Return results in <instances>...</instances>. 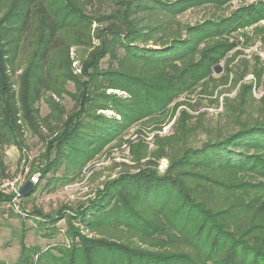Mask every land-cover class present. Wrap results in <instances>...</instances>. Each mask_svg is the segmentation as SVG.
<instances>
[{
	"label": "trees",
	"instance_id": "obj_1",
	"mask_svg": "<svg viewBox=\"0 0 264 264\" xmlns=\"http://www.w3.org/2000/svg\"><path fill=\"white\" fill-rule=\"evenodd\" d=\"M111 1L110 11L90 13L80 0H0V145L21 146L26 130L47 139V126L53 135L41 175L65 163L57 183L73 180L130 127L173 118L179 106L172 102L215 81V65L237 46L230 35L261 29L264 20V0L185 29L174 25L184 11L233 0ZM73 47L88 50L79 73ZM71 82L75 92L66 88ZM64 94L75 102L72 112L53 97ZM194 117L180 110L173 133L156 134L159 147L149 155L145 140H126L144 165L105 181L89 204L43 216L45 237L66 220L67 243H22L17 261L0 264H264V119L234 115L237 128L193 145ZM162 158L169 160L163 173ZM108 229L140 242L115 240Z\"/></svg>",
	"mask_w": 264,
	"mask_h": 264
},
{
	"label": "rangeland",
	"instance_id": "obj_2",
	"mask_svg": "<svg viewBox=\"0 0 264 264\" xmlns=\"http://www.w3.org/2000/svg\"><path fill=\"white\" fill-rule=\"evenodd\" d=\"M80 1L85 4L90 13L108 12L114 4L111 0ZM253 2L256 0H233L222 9L211 6L190 8L175 18L174 25L185 29L187 25H195L208 18L227 16L242 4ZM258 25L261 29L254 26L242 33L230 35V40L235 41L237 46L218 63L221 64L223 71L217 73L214 70L215 81L209 83V90L204 91L203 88L207 87L201 85L195 92L186 93L172 102L170 107L176 104L179 106L173 118L168 116L158 121L148 119L130 127L123 135L122 140L118 138L107 144L102 153L87 164L83 171L71 181L55 182L59 176H66L65 163H62L58 170L49 172L47 177L43 178L41 175L38 186H35V191L24 197L21 202L25 215L7 209L0 202V260H5L8 263L17 261L22 243L27 246L38 245L41 248L67 243L66 220L61 219L58 222V229L55 230L53 236L45 237L46 231H50V224L46 227L39 224L43 216L46 214L56 216L60 209L70 211L89 204L88 201L94 198L100 189H103L105 181L117 178L122 173L137 171L139 166L145 164L146 159L140 163L135 161L136 158L131 152V144H128L126 140L138 141L140 138L145 140L147 144L145 152L148 155L151 154L159 147L155 143L154 136L159 133L162 136L172 134V126L176 117L179 116L180 110L186 109L195 116L191 120V125L196 126L197 129L189 137V142L193 145H201L202 141L207 138H213L218 134H224L237 128L232 121L234 115L257 120L262 118L263 120L264 105L261 100H264V20ZM87 51L86 47L71 49V57L75 59L73 63L75 72H80L79 66ZM108 62V58L105 59L102 62L103 67L108 66ZM246 84L253 85L251 93L242 90ZM66 88L73 92L76 90L72 82ZM114 91L124 93L119 90H109V92ZM53 97L65 106L67 112H72L75 106L72 97L67 94H64L61 99L58 96ZM38 104L42 116L51 113V109L44 99ZM50 118L53 128L58 130L61 123L55 122L53 115ZM159 126L161 128L157 129ZM41 132L48 136L47 139L51 138L49 135H53L47 126H43ZM24 133L21 146L0 145V183L16 178V175L26 168L42 173L41 170L46 163L47 139H42L41 136L30 130H26ZM168 165L169 160L162 158L158 162L157 170L163 173ZM82 232L92 236L99 235L85 229ZM105 234L115 240L119 238L129 241L131 239L128 238L130 236L128 231L124 229H108ZM133 240L140 242L139 235L133 236L130 241Z\"/></svg>",
	"mask_w": 264,
	"mask_h": 264
},
{
	"label": "built area",
	"instance_id": "obj_3",
	"mask_svg": "<svg viewBox=\"0 0 264 264\" xmlns=\"http://www.w3.org/2000/svg\"><path fill=\"white\" fill-rule=\"evenodd\" d=\"M40 178V172L26 168L16 175V178L2 181V183H0V196H3L4 198L2 199V204L15 213L18 212L25 215L26 213L23 212L21 205V202L24 199L21 189L28 181L37 184L40 181Z\"/></svg>",
	"mask_w": 264,
	"mask_h": 264
},
{
	"label": "water",
	"instance_id": "obj_4",
	"mask_svg": "<svg viewBox=\"0 0 264 264\" xmlns=\"http://www.w3.org/2000/svg\"><path fill=\"white\" fill-rule=\"evenodd\" d=\"M214 70L217 73H221L223 71L221 64H217L214 67ZM22 195L24 197L31 195L32 192L35 191V184L32 181H28L23 187H22Z\"/></svg>",
	"mask_w": 264,
	"mask_h": 264
}]
</instances>
